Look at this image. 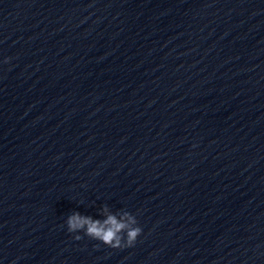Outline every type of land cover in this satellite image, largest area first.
I'll return each instance as SVG.
<instances>
[{"label": "clouds", "instance_id": "9594fccd", "mask_svg": "<svg viewBox=\"0 0 264 264\" xmlns=\"http://www.w3.org/2000/svg\"><path fill=\"white\" fill-rule=\"evenodd\" d=\"M8 62L9 58H5L4 63ZM102 214L106 218L100 220L74 212L66 219L67 231L69 233L83 232L85 236L113 249L135 245L137 238L142 234V228L132 213L128 211L110 213L107 206H104ZM81 238L80 235L74 236L76 240Z\"/></svg>", "mask_w": 264, "mask_h": 264}]
</instances>
